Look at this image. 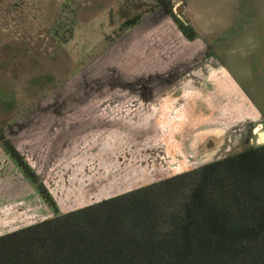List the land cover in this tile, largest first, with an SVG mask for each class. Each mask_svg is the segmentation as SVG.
<instances>
[{
  "label": "rangeland",
  "instance_id": "obj_1",
  "mask_svg": "<svg viewBox=\"0 0 264 264\" xmlns=\"http://www.w3.org/2000/svg\"><path fill=\"white\" fill-rule=\"evenodd\" d=\"M174 5L176 17L196 31L195 42H186L154 0H0V126L60 213L224 154L229 145H221L222 128L205 137L196 127L194 137H204L183 162L188 169L172 168L176 163L160 157L152 143L159 130L139 124L144 99L206 54L236 75L264 116V0ZM138 14L136 25L121 30ZM152 110L151 104L143 112L147 121ZM242 136L230 155L262 144L254 134ZM55 214L0 144V236Z\"/></svg>",
  "mask_w": 264,
  "mask_h": 264
},
{
  "label": "trees",
  "instance_id": "obj_2",
  "mask_svg": "<svg viewBox=\"0 0 264 264\" xmlns=\"http://www.w3.org/2000/svg\"><path fill=\"white\" fill-rule=\"evenodd\" d=\"M0 144L56 213L0 236V264H264V144L66 213L1 126Z\"/></svg>",
  "mask_w": 264,
  "mask_h": 264
},
{
  "label": "crops",
  "instance_id": "obj_3",
  "mask_svg": "<svg viewBox=\"0 0 264 264\" xmlns=\"http://www.w3.org/2000/svg\"><path fill=\"white\" fill-rule=\"evenodd\" d=\"M165 13L169 15L167 11ZM178 30L186 42L192 43L198 38L190 40L179 27ZM203 46L208 50L212 48L205 43L201 47ZM207 58H215L217 62L213 63ZM200 61L197 62L198 66L172 80L167 87L153 90L139 106L142 116L139 119L140 126L151 130L149 125H152L155 131L159 130L157 136L152 138V143L156 145L155 149L160 157L176 163L172 168L183 167L187 170L189 163L183 162L191 161V151L194 152L196 145H200L196 141L204 136L210 137L217 129H223L218 134L219 137H224L221 145L229 147H224V154L213 157L204 164L229 156L232 149L230 145L239 144L242 135L244 141L253 134L258 136V131L262 130L260 127L264 124L263 114L241 87L236 75L222 61L214 56L207 57V54ZM149 97L151 99L147 100ZM151 104L154 117L147 121L143 112ZM196 127L205 131V135L202 133L204 136L194 137ZM260 139L262 141L261 137Z\"/></svg>",
  "mask_w": 264,
  "mask_h": 264
},
{
  "label": "water",
  "instance_id": "obj_4",
  "mask_svg": "<svg viewBox=\"0 0 264 264\" xmlns=\"http://www.w3.org/2000/svg\"><path fill=\"white\" fill-rule=\"evenodd\" d=\"M180 8L182 9L183 8V6L182 5H180L179 6V10H180ZM264 135V129H262V130H259L258 131V136H259V138L261 137L262 138V136ZM262 144H264V139L262 138Z\"/></svg>",
  "mask_w": 264,
  "mask_h": 264
},
{
  "label": "bare ground",
  "instance_id": "obj_5",
  "mask_svg": "<svg viewBox=\"0 0 264 264\" xmlns=\"http://www.w3.org/2000/svg\"><path fill=\"white\" fill-rule=\"evenodd\" d=\"M180 10H182L181 8H180ZM262 138L264 139V135L262 136ZM263 141V140H262Z\"/></svg>",
  "mask_w": 264,
  "mask_h": 264
}]
</instances>
